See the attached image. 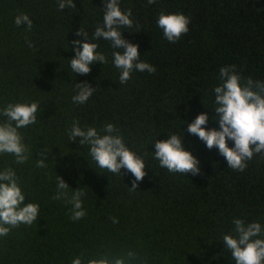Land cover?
Masks as SVG:
<instances>
[{
    "label": "trees",
    "instance_id": "1",
    "mask_svg": "<svg viewBox=\"0 0 264 264\" xmlns=\"http://www.w3.org/2000/svg\"><path fill=\"white\" fill-rule=\"evenodd\" d=\"M73 3L75 8L61 11L57 0H0V109L8 103L40 104L37 122L18 129L29 159L16 164L11 154H0V170H15L24 204L40 205L33 225L0 237V264H71L82 252L89 259L127 251L146 264H235L222 238L235 236L234 218L264 228V155L254 154L242 172L233 170L217 148L208 149L187 126L207 113L202 127L219 130L213 88L221 83V67L235 65L242 83L248 77L264 81V0H156L151 5L119 0L134 21L132 28L120 29L122 38L138 45L140 59L156 68L151 74L134 70L126 84L119 82L110 42L92 38L103 23L105 0ZM160 12L189 17V31L170 43L156 24ZM20 13L32 20L30 31L15 25ZM80 28L89 39L76 35ZM74 40L97 43L107 63L91 64L87 75L73 73ZM76 83L95 88L85 104L72 102ZM5 119L0 116V122ZM74 120L82 129L100 131L107 123L119 129L146 166L135 191L129 189L135 179L130 172L101 169L88 145L69 140ZM171 134L198 159L199 174L170 173L154 159L155 142ZM41 153H46L45 168L36 166ZM57 176L69 193L86 192L82 219L73 221L71 205L52 199Z\"/></svg>",
    "mask_w": 264,
    "mask_h": 264
},
{
    "label": "clouds",
    "instance_id": "2",
    "mask_svg": "<svg viewBox=\"0 0 264 264\" xmlns=\"http://www.w3.org/2000/svg\"><path fill=\"white\" fill-rule=\"evenodd\" d=\"M155 2L156 0H147L149 5ZM57 7L63 11L65 8H75V4L73 0H57ZM131 17L132 10L122 11L119 0H105L103 23L92 33L93 39L109 41L114 49L112 63L120 70V84L131 80L134 70L147 71L150 74L156 72L153 65L140 59L138 45L122 38L120 29L133 27L134 21ZM14 23L17 27L25 24L28 31L33 27L32 20L26 13L17 15ZM189 23L190 18L181 13L160 12L156 21L164 38L170 43L177 42L189 31ZM76 35L89 39L88 33L82 28ZM72 44L75 56L70 59V68L73 73L87 75L91 71V64L107 63L106 56L97 51V43L74 40ZM28 46L33 47L30 41ZM235 68V65L221 67V83L213 88V109L218 116L219 130L202 127L207 125L209 117L207 113H200L188 124L187 132L197 136L208 149L217 148L229 168L242 172L254 154L264 155V81H254L248 77L242 83V77ZM75 88L76 94L72 96L74 104H85L95 91L87 83H76ZM39 107V101H33L30 104L8 103L0 109V116L6 118L0 122V154H11L15 157L16 164L25 163L30 155L18 129L37 122ZM76 138H80V145L89 146L90 156L101 169L118 175L122 168L130 172L135 179L129 189L135 191L137 182L142 181L146 175V166L141 156L129 150L114 124L107 123L98 131L95 127L82 129L79 121L74 120L69 131V140L75 141ZM229 140L234 142L233 147L228 146ZM45 155L46 153H41L42 158L36 161L38 168L47 166ZM154 159L170 173L197 175L200 172L198 159L184 149L182 139L177 134L168 135L167 140L155 142ZM69 189V185L57 176L56 193L52 199L70 204V219L80 220L86 215L83 207L86 192L80 188L71 189L69 193ZM25 197L15 170L11 167L0 170V237H6L12 229L22 224L31 226L37 221L40 205L33 202L24 204ZM112 222L118 223V220L113 217ZM233 224L235 236L224 234L222 243L230 251L235 264H264V238H260L264 236L262 225L257 221L245 223L239 218H234ZM137 259L141 264H146L144 258L133 251H127L120 256H110L107 252L98 253L89 259L82 252L72 258L71 264H132Z\"/></svg>",
    "mask_w": 264,
    "mask_h": 264
}]
</instances>
